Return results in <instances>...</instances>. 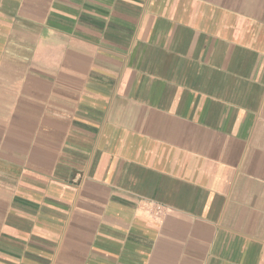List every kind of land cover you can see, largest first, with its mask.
Instances as JSON below:
<instances>
[{
  "label": "crops",
  "instance_id": "0c3cea01",
  "mask_svg": "<svg viewBox=\"0 0 264 264\" xmlns=\"http://www.w3.org/2000/svg\"><path fill=\"white\" fill-rule=\"evenodd\" d=\"M0 264H264V0H0Z\"/></svg>",
  "mask_w": 264,
  "mask_h": 264
},
{
  "label": "built area",
  "instance_id": "2783aa9c",
  "mask_svg": "<svg viewBox=\"0 0 264 264\" xmlns=\"http://www.w3.org/2000/svg\"><path fill=\"white\" fill-rule=\"evenodd\" d=\"M157 209L160 210L161 209V206H157Z\"/></svg>",
  "mask_w": 264,
  "mask_h": 264
}]
</instances>
